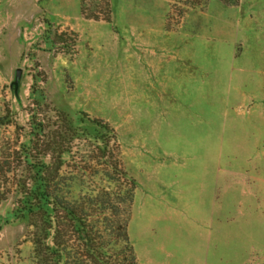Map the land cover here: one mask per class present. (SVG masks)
<instances>
[{
    "label": "rangeland",
    "instance_id": "rangeland-1",
    "mask_svg": "<svg viewBox=\"0 0 264 264\" xmlns=\"http://www.w3.org/2000/svg\"><path fill=\"white\" fill-rule=\"evenodd\" d=\"M60 113L113 127L139 264H264V0H0V156ZM104 146L71 144L76 193H120ZM16 207L0 264H36Z\"/></svg>",
    "mask_w": 264,
    "mask_h": 264
},
{
    "label": "trees",
    "instance_id": "trees-1",
    "mask_svg": "<svg viewBox=\"0 0 264 264\" xmlns=\"http://www.w3.org/2000/svg\"><path fill=\"white\" fill-rule=\"evenodd\" d=\"M174 1L185 13L205 8L211 0ZM57 116L52 121L34 115L29 144L0 156V202L11 193L16 196L15 217L33 229L36 264H139L123 213L133 202L136 185L110 147L113 127L97 118L80 117L74 124L61 113ZM79 137L104 143L102 156L108 153L113 163L103 174L123 181L119 194L75 192L78 177L63 173V167Z\"/></svg>",
    "mask_w": 264,
    "mask_h": 264
},
{
    "label": "water",
    "instance_id": "water-1",
    "mask_svg": "<svg viewBox=\"0 0 264 264\" xmlns=\"http://www.w3.org/2000/svg\"><path fill=\"white\" fill-rule=\"evenodd\" d=\"M20 74H21V70H20V69H18V71H17V78H19V77H20Z\"/></svg>",
    "mask_w": 264,
    "mask_h": 264
}]
</instances>
